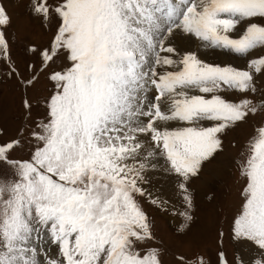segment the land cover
Listing matches in <instances>:
<instances>
[{
  "label": "snow or ice",
  "instance_id": "obj_1",
  "mask_svg": "<svg viewBox=\"0 0 264 264\" xmlns=\"http://www.w3.org/2000/svg\"><path fill=\"white\" fill-rule=\"evenodd\" d=\"M52 31L18 71L0 3V72L25 89L41 75L48 95L22 99L16 136L0 132V264H164L167 254L141 198L171 181L193 221L190 184L224 151L223 137L257 116L235 164L243 181L234 239L264 264V0H28ZM224 62L201 58L207 52ZM240 61L243 66L234 62ZM235 146V145H233ZM223 233H221V236ZM176 264H212L203 254ZM216 264H229L223 251Z\"/></svg>",
  "mask_w": 264,
  "mask_h": 264
},
{
  "label": "rangeland",
  "instance_id": "obj_2",
  "mask_svg": "<svg viewBox=\"0 0 264 264\" xmlns=\"http://www.w3.org/2000/svg\"><path fill=\"white\" fill-rule=\"evenodd\" d=\"M0 3L6 8L12 20L7 32L12 46V58L21 75L28 77L26 65L31 57L26 54L25 46L46 45L54 28L49 30L42 27L40 20L29 15L28 0H0ZM224 60L226 61L227 57H224ZM234 63L243 66L240 61ZM257 86L264 88V79L259 80ZM48 92L49 83L43 75L25 92L15 74L9 78L0 72V132L3 139L16 136L24 123L26 112L22 99L25 95L33 102L32 116L39 118L43 105H37L35 101L42 100ZM259 121L260 117L257 116L248 124H241L229 130L223 137L224 151L206 163L199 178L190 184L195 207L192 213L193 221L186 232L181 233L177 230L182 218L175 212L183 209L171 181L168 183L154 176L151 179L152 183L144 185L153 195H163L162 198L169 201L167 210L164 211L151 205L147 197L141 198V204L152 220L157 243L167 252L162 257L164 264H176L175 255L191 257L196 253L203 254L212 264H216L220 251L225 253L229 264H255V260L260 259L255 245L234 239L230 230L233 217L240 209V193L243 187L235 161L240 148L252 133V125ZM164 186L166 189L169 188L168 191H172L169 195H164L166 193Z\"/></svg>",
  "mask_w": 264,
  "mask_h": 264
},
{
  "label": "bare ground",
  "instance_id": "obj_3",
  "mask_svg": "<svg viewBox=\"0 0 264 264\" xmlns=\"http://www.w3.org/2000/svg\"><path fill=\"white\" fill-rule=\"evenodd\" d=\"M201 58H203V59H205L206 61H208V62H217V63H219V62H224L225 60H224V56H220V55H215V54H212L210 51L209 52H207V54H205V55H202V57ZM156 177L157 179L159 178L160 180H164V181H167L168 183H169V180H167V179H165V178H163V176H161L160 174H153V176H152V178L151 179H153V177ZM155 181V180H154ZM158 181V180H157ZM153 182V181H152ZM151 182V183H152ZM156 183V182H155ZM154 183V184H155ZM159 183H161V182H159ZM172 184V183H171ZM168 186V185H167ZM171 186V185H170ZM169 189V188H168ZM168 189H166L165 188V186H164V191H166V193H164V195H169V192H172L171 190L170 191H168ZM149 191L150 192H152L150 189H149ZM171 194V193H170ZM173 194V193H172ZM163 196V195H162ZM161 196V197H162ZM166 197H168V196H166Z\"/></svg>",
  "mask_w": 264,
  "mask_h": 264
}]
</instances>
